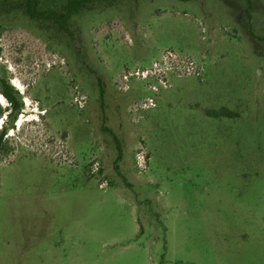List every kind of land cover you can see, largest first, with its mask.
I'll return each mask as SVG.
<instances>
[{
  "label": "rangeland",
  "instance_id": "rangeland-1",
  "mask_svg": "<svg viewBox=\"0 0 264 264\" xmlns=\"http://www.w3.org/2000/svg\"><path fill=\"white\" fill-rule=\"evenodd\" d=\"M69 27L0 0L22 104L0 117V264H264V0H99ZM164 61L158 92L119 88Z\"/></svg>",
  "mask_w": 264,
  "mask_h": 264
},
{
  "label": "trees",
  "instance_id": "trees-1",
  "mask_svg": "<svg viewBox=\"0 0 264 264\" xmlns=\"http://www.w3.org/2000/svg\"><path fill=\"white\" fill-rule=\"evenodd\" d=\"M9 1V0H6ZM23 5V9L26 12V15L36 22H51L59 28L60 31L66 33L67 35L73 36V32L69 27V22L72 16L80 13L81 11L88 8L91 4L99 0H69L67 3L63 4L57 10H40L39 9V0H17ZM4 94L9 102V108L2 110L0 108V117L3 113L12 114L14 111L18 113L22 104L16 97V94L13 92V89L8 85L7 89L4 91ZM3 134L0 136V152L3 150ZM120 159V156H119Z\"/></svg>",
  "mask_w": 264,
  "mask_h": 264
},
{
  "label": "built area",
  "instance_id": "built-area-1",
  "mask_svg": "<svg viewBox=\"0 0 264 264\" xmlns=\"http://www.w3.org/2000/svg\"><path fill=\"white\" fill-rule=\"evenodd\" d=\"M169 55L171 58L173 59L175 58L174 55L172 54H169ZM162 57H163V60L165 59L167 60V56H162ZM164 62L165 63H163L161 66H159L157 62H153L151 68H147V69L137 68L129 72L128 71L124 72L121 77V85L119 86V88L122 89L123 91H128L129 90L128 83L129 81H131V79H142L145 81L146 80L150 81L148 87L153 92H158L159 88L153 82H159L164 87H166L167 86L166 71H169V69L170 70L172 69L166 61ZM177 72H179V70L178 68H175L174 73L181 74ZM1 98L2 97L0 96V99ZM138 107L142 109L155 108L156 103L153 98H147ZM137 158H138L139 166L144 168V164L146 163V156L142 152H139Z\"/></svg>",
  "mask_w": 264,
  "mask_h": 264
},
{
  "label": "flooded vegetation",
  "instance_id": "flooded-vegetation-1",
  "mask_svg": "<svg viewBox=\"0 0 264 264\" xmlns=\"http://www.w3.org/2000/svg\"><path fill=\"white\" fill-rule=\"evenodd\" d=\"M8 80L6 78H1L0 79V91H1V97L3 98H6L5 94H4V91L7 89L8 87ZM7 99V98H6ZM3 134V132L0 133V136ZM5 137V134L3 135V138Z\"/></svg>",
  "mask_w": 264,
  "mask_h": 264
}]
</instances>
